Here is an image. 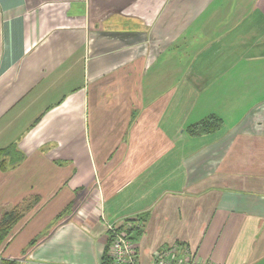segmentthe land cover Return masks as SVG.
<instances>
[{"label":"crops","instance_id":"obj_1","mask_svg":"<svg viewBox=\"0 0 264 264\" xmlns=\"http://www.w3.org/2000/svg\"><path fill=\"white\" fill-rule=\"evenodd\" d=\"M211 115L217 130L189 133ZM13 143L0 219L30 207L0 264H101L104 219L140 224L141 264L173 244L264 264V0H0ZM44 209L47 229L14 247Z\"/></svg>","mask_w":264,"mask_h":264},{"label":"built area","instance_id":"obj_2","mask_svg":"<svg viewBox=\"0 0 264 264\" xmlns=\"http://www.w3.org/2000/svg\"><path fill=\"white\" fill-rule=\"evenodd\" d=\"M109 253L112 264H141L138 245L130 234L134 225L131 219L110 222L104 219ZM151 264H214L194 258L187 248L181 249L177 244L162 246L155 254Z\"/></svg>","mask_w":264,"mask_h":264},{"label":"trees","instance_id":"obj_3","mask_svg":"<svg viewBox=\"0 0 264 264\" xmlns=\"http://www.w3.org/2000/svg\"><path fill=\"white\" fill-rule=\"evenodd\" d=\"M222 124L223 121L220 117L216 115H211L198 123L189 125L187 127V130L192 135H199L201 133H207L217 130ZM23 155L24 154L18 149L16 143H13L5 148L0 149V167L5 168L8 163L16 164L17 162L22 160V158L24 157ZM29 207L30 204L27 205L26 209H23L21 205L18 204L12 210L3 213L0 219V243L7 238L13 226L21 219L24 210H27ZM136 220L141 221V218H137ZM132 221L134 222V225L130 228V234L132 238L135 239L140 234V224H137L135 220ZM133 232H135V235L133 234ZM109 252V242L107 240L101 258V264H112V259ZM17 263L18 261L16 259H3L2 264Z\"/></svg>","mask_w":264,"mask_h":264},{"label":"rangeland","instance_id":"obj_4","mask_svg":"<svg viewBox=\"0 0 264 264\" xmlns=\"http://www.w3.org/2000/svg\"><path fill=\"white\" fill-rule=\"evenodd\" d=\"M40 207L38 209H40ZM50 207L51 206H49V207L46 206V209L49 211V214L51 213ZM28 212H30V211H26L27 216H28ZM33 212L34 213H33L32 220H31V218L25 217L19 222V224L14 229L15 233L19 231V234L16 237L15 242L13 243L14 247H18L17 249H19V247L21 245H26V243L28 241H30L31 238H33V237L39 238L42 235V230L45 231L48 227V226L46 227V225H48V223H49V221L47 219L49 214L46 215L45 209L42 210L41 212H39V213H41V215L38 218H37L38 215L36 216L38 210H35ZM27 223H28V225L26 226Z\"/></svg>","mask_w":264,"mask_h":264}]
</instances>
